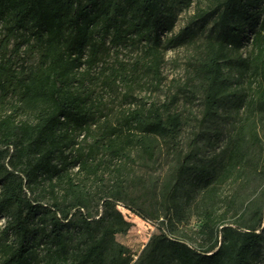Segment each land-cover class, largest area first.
<instances>
[{
	"label": "trees",
	"instance_id": "obj_1",
	"mask_svg": "<svg viewBox=\"0 0 264 264\" xmlns=\"http://www.w3.org/2000/svg\"><path fill=\"white\" fill-rule=\"evenodd\" d=\"M192 1L0 0V28L7 35L0 38V214L6 221L0 229V264L261 263L264 206L252 210L250 222L241 225L219 222L216 210L220 189L246 166L261 141L264 0H208L188 25L164 38L173 32L179 10ZM254 23H259L254 54L240 58L239 66L253 69L260 85L246 103L242 122L208 160L198 159L195 149L179 155L165 185L159 232L134 260L116 239L130 227L116 209L122 181L103 197L105 211L99 218L85 212L92 197L89 187L104 182L107 170L118 179L122 172L111 167L115 160L126 162L133 153L151 160L161 143L176 145L187 116L174 95L161 105L124 110L116 121L103 119L94 96L96 82L87 84L91 70L107 42L136 43L138 67L158 79L166 47L201 43L192 77L209 120L228 92L223 62L231 50L242 48L246 28ZM12 37L38 50L35 66L20 68L7 56ZM122 76L123 70L114 69L102 82L112 90ZM9 97L13 101L5 107ZM87 138L92 141L83 144ZM128 207L149 219L141 208ZM192 210L202 217L198 245L179 234Z\"/></svg>",
	"mask_w": 264,
	"mask_h": 264
},
{
	"label": "rangeland",
	"instance_id": "obj_2",
	"mask_svg": "<svg viewBox=\"0 0 264 264\" xmlns=\"http://www.w3.org/2000/svg\"><path fill=\"white\" fill-rule=\"evenodd\" d=\"M208 0H193L191 5L179 10L176 26L172 33L164 38L177 34L189 24L198 10L206 9ZM259 29V23L246 28L243 35V46L239 51L231 50L228 58L223 62L225 78L228 80V92L225 103L216 115L209 120L203 116V94L197 89L199 83L193 80L192 65L195 62L201 43L186 46H169L164 52V61L158 79L146 75L138 63L141 60V49L136 43L114 46L107 42L102 49L97 65L90 72L91 81H95V98L99 101L102 118L113 121L122 111L133 109L139 105L150 107L170 102L176 95L178 109L187 116L186 125L179 136L176 145L160 144L155 157L151 160L143 159L133 153L131 160H115L111 167H121L122 174L116 180L109 170L103 176L104 182L90 185L91 198L88 209L90 216L99 218L105 211V199L117 181H122V199L116 204V209L122 212L130 227L116 235L118 242L124 244L136 260L145 250L152 236L159 232L156 227L164 218L163 202L165 185L169 181L171 172L177 164L179 155L195 149L198 159L208 160L219 153L245 116L246 103L256 93L260 85V77L253 69L239 66L240 58H248L254 54L253 37ZM0 38H7L6 31L0 28ZM20 38L12 37L7 44L6 54L15 64L30 67L39 61L38 50L30 43H23ZM121 69L125 76L117 80L114 89L110 90L102 78L114 69ZM196 91L192 93L190 90ZM9 97L5 107L11 106ZM8 108H5V110ZM2 112L0 105V114ZM24 116H20L22 119ZM257 128L261 141L254 146L246 166L233 178L229 179L220 189L216 216L221 223L241 225L250 222L252 210L264 206V116L257 118ZM83 136H81L82 139ZM87 138L83 144H89ZM125 162V163H124ZM39 193V191H36ZM36 195V194H35ZM32 196V195H30ZM129 204L141 208L149 219H144L128 206ZM5 217L0 214V229L5 224ZM202 217L194 210L190 212L188 221L180 224L179 234L189 243L198 245L201 242ZM262 261L264 264V239L261 245Z\"/></svg>",
	"mask_w": 264,
	"mask_h": 264
}]
</instances>
